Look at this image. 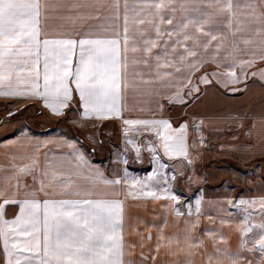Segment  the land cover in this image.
<instances>
[{"label": "crops", "instance_id": "crops-1", "mask_svg": "<svg viewBox=\"0 0 264 264\" xmlns=\"http://www.w3.org/2000/svg\"><path fill=\"white\" fill-rule=\"evenodd\" d=\"M109 1L0 0V104L25 113L0 125V238L7 221L8 252L23 254L8 264H257L262 246L251 251L244 230L176 212L152 144L163 124L164 156L177 157L176 130L161 121L159 93L156 104L153 90L130 84L107 49L161 32L151 22H78L82 5ZM248 4L262 21L244 25L249 43L264 44V0ZM61 118L76 134L47 126ZM130 155L146 156L148 171L132 169Z\"/></svg>", "mask_w": 264, "mask_h": 264}, {"label": "rangeland", "instance_id": "rangeland-1", "mask_svg": "<svg viewBox=\"0 0 264 264\" xmlns=\"http://www.w3.org/2000/svg\"><path fill=\"white\" fill-rule=\"evenodd\" d=\"M249 6L248 0H114L82 5L87 8L75 15L78 22H151L160 30L152 43L132 37L127 45L107 46L120 53L130 84L141 93L153 90L156 104L159 93L161 121L176 130L177 157L164 156L169 142L163 124L160 141H152L167 168L155 173L170 184L166 191L175 194L177 213L201 211L219 219L210 228L222 223L244 230L251 251L255 243L262 246L255 252L257 264H264V44L249 43L253 30L244 25L262 22ZM8 113L0 104V125L25 116L23 110ZM52 125L77 131L63 118ZM129 159L132 169L148 171L146 156L138 163ZM2 223L0 258L8 264L23 254L8 252Z\"/></svg>", "mask_w": 264, "mask_h": 264}]
</instances>
